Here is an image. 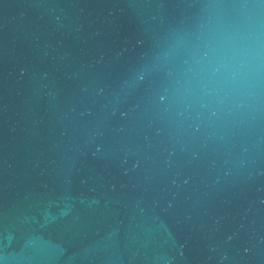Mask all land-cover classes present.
Wrapping results in <instances>:
<instances>
[{"label": "water", "instance_id": "obj_1", "mask_svg": "<svg viewBox=\"0 0 264 264\" xmlns=\"http://www.w3.org/2000/svg\"><path fill=\"white\" fill-rule=\"evenodd\" d=\"M0 264H264V0H0Z\"/></svg>", "mask_w": 264, "mask_h": 264}]
</instances>
